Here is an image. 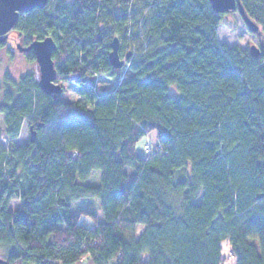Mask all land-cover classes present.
<instances>
[{
	"label": "trees",
	"instance_id": "1",
	"mask_svg": "<svg viewBox=\"0 0 264 264\" xmlns=\"http://www.w3.org/2000/svg\"><path fill=\"white\" fill-rule=\"evenodd\" d=\"M239 2L263 33L257 59L218 42L209 0H49L19 19L26 39L54 40L56 81L80 99L3 77L8 264H264V0ZM23 121L43 127L17 146Z\"/></svg>",
	"mask_w": 264,
	"mask_h": 264
},
{
	"label": "water",
	"instance_id": "2",
	"mask_svg": "<svg viewBox=\"0 0 264 264\" xmlns=\"http://www.w3.org/2000/svg\"><path fill=\"white\" fill-rule=\"evenodd\" d=\"M212 9L218 14H227L236 11L242 21L251 33H258L259 26L246 15L239 0H209ZM48 5V0H0V44L5 41V36L17 24L19 17L30 13L36 9H44ZM120 42L118 38H113L110 42V52L108 53V61L112 67L117 70L122 69L131 57L128 52L124 59L119 53ZM25 51H33L38 65L39 79L38 88L46 95L57 99L63 93L61 84L56 83V68L53 60V54L56 50V44L51 37L42 40L32 41ZM249 54L253 59L261 56L262 52L256 45L248 48ZM43 124H39L42 126ZM36 140V131L31 127L30 143ZM0 264H8V262L0 258Z\"/></svg>",
	"mask_w": 264,
	"mask_h": 264
},
{
	"label": "rangeland",
	"instance_id": "3",
	"mask_svg": "<svg viewBox=\"0 0 264 264\" xmlns=\"http://www.w3.org/2000/svg\"><path fill=\"white\" fill-rule=\"evenodd\" d=\"M49 3V0H48ZM48 6V5H47ZM25 17L22 16V18ZM259 33H251L245 23L242 21L240 15L234 11L229 12L227 14H223V23L219 25L216 28V34L217 39L220 44H225L229 47L237 45L241 49L246 50L251 45H256L257 47L261 46V42L263 41V33L259 26ZM20 42V41H19ZM26 42L24 37L21 38V42ZM4 46L0 48V84L3 83V77L5 75H8L11 77L16 83L19 81L21 77L30 76L31 79L34 82H38L39 79V71H38V65L36 61L34 60V57L24 56L23 54H20L19 52L15 51L14 55H10L7 51H4ZM130 49L124 50L121 56L122 59H124V56L127 52H130ZM125 70V66L120 70L122 73ZM56 83L61 84L63 87V93L59 97L62 101H77L80 99L79 95L76 93V91L70 86V84L66 81H56ZM97 88H107L110 87V84L108 81L97 78L95 82ZM29 131L27 127V122L23 121L21 124L19 136L15 138L12 142L17 146L27 145L29 142ZM151 138L149 135L145 136L140 142L139 146H142L144 142H149L152 144V142H155V139ZM0 143L8 147L9 141L1 138ZM100 176V172L95 171L93 172L91 178L87 180L85 183L87 185H97L98 179ZM86 202V201H84ZM79 202L77 204L80 206H85L86 203ZM98 205V201H94ZM16 205V203L14 204ZM95 206V205H94ZM146 258L148 255L145 256ZM0 258H3L2 255H0ZM4 259V258H3ZM226 264H234L233 260H228Z\"/></svg>",
	"mask_w": 264,
	"mask_h": 264
},
{
	"label": "flooded vegetation",
	"instance_id": "4",
	"mask_svg": "<svg viewBox=\"0 0 264 264\" xmlns=\"http://www.w3.org/2000/svg\"><path fill=\"white\" fill-rule=\"evenodd\" d=\"M38 10V9H36ZM34 11V10H33ZM32 12V11H31ZM30 12V13H31ZM29 14V13H28ZM27 14H25L26 16ZM24 16V15H21L19 17V19ZM19 21V20H18ZM18 24V22H17ZM17 24L15 25V27L10 30L8 32V34L5 36V41L0 44V48L4 46V51H7L10 55H14V52L17 51L19 52L20 54H23L24 56H33L34 57V60L36 61L35 59V55L33 53V51H25L24 49L27 48L29 46V44L34 41L35 39L31 38L30 40L29 39H26L25 38V35L22 31H20L17 27ZM25 39L26 42H21V38ZM20 41V42H19ZM15 50V51H14ZM40 124V123H39ZM39 124L37 125H33V124H29L27 123V127H28V131H29V135H31V127L33 128V130L36 131V138L38 137V134H39V131L40 129L43 127V126H39ZM30 143V137H29V142L28 144Z\"/></svg>",
	"mask_w": 264,
	"mask_h": 264
},
{
	"label": "built area",
	"instance_id": "5",
	"mask_svg": "<svg viewBox=\"0 0 264 264\" xmlns=\"http://www.w3.org/2000/svg\"><path fill=\"white\" fill-rule=\"evenodd\" d=\"M123 77H121V79H122ZM94 88L96 89L97 88V86H96V84L94 85ZM150 150H151V143L149 142V140L144 144V147H143V151L146 153V154H148L149 152H150Z\"/></svg>",
	"mask_w": 264,
	"mask_h": 264
},
{
	"label": "crops",
	"instance_id": "6",
	"mask_svg": "<svg viewBox=\"0 0 264 264\" xmlns=\"http://www.w3.org/2000/svg\"><path fill=\"white\" fill-rule=\"evenodd\" d=\"M149 136H150L151 138H154V139H155V133L152 132L151 134H149ZM154 139H153V140H154Z\"/></svg>",
	"mask_w": 264,
	"mask_h": 264
},
{
	"label": "bare ground",
	"instance_id": "7",
	"mask_svg": "<svg viewBox=\"0 0 264 264\" xmlns=\"http://www.w3.org/2000/svg\"><path fill=\"white\" fill-rule=\"evenodd\" d=\"M124 78V77H123Z\"/></svg>",
	"mask_w": 264,
	"mask_h": 264
}]
</instances>
